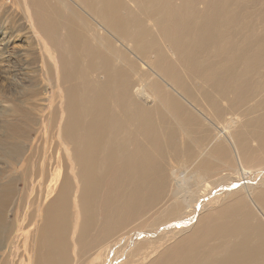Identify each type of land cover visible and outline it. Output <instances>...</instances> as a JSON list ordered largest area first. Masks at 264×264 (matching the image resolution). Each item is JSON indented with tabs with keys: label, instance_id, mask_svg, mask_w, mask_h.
Masks as SVG:
<instances>
[{
	"label": "bare ground",
	"instance_id": "1",
	"mask_svg": "<svg viewBox=\"0 0 264 264\" xmlns=\"http://www.w3.org/2000/svg\"><path fill=\"white\" fill-rule=\"evenodd\" d=\"M81 1L93 25L75 9L61 11L60 0H22L58 83L66 71L71 81L59 87L61 102L51 114L42 112L35 89L5 113L0 264H77L80 257L86 264L100 258L105 264H264V4L255 14L260 8L252 0H205L198 12L182 0L165 24L167 0ZM250 21L263 26L237 36L236 27ZM158 41L175 46L171 61L156 55L165 62L159 70L181 89L169 84L173 92L189 95L183 94L188 102L194 97L199 107L201 101L213 109L245 107L232 134L212 120L216 134L200 160L194 150L208 141L210 128L199 129L198 116L180 97L154 90L158 105H148L147 93L137 97L142 88L132 91L127 72L134 63L125 48L138 51ZM54 113V147L44 156L50 170L35 181L28 133L42 117L54 123ZM222 117L215 110L213 119ZM177 128L188 139L183 148L176 145ZM167 151L180 156L184 168L172 171L173 181L163 163ZM231 153L232 170L208 179L211 162ZM27 188H38L32 201L47 199L31 235L24 234ZM166 194L170 202L153 214ZM99 211L104 220L94 240Z\"/></svg>",
	"mask_w": 264,
	"mask_h": 264
},
{
	"label": "rangeland",
	"instance_id": "2",
	"mask_svg": "<svg viewBox=\"0 0 264 264\" xmlns=\"http://www.w3.org/2000/svg\"><path fill=\"white\" fill-rule=\"evenodd\" d=\"M61 1V11H67V7L70 9H75L77 12L80 13L81 17L84 18L88 23L93 25L91 20L90 10L87 8L85 4H82L81 0H60ZM168 4V11L166 15L163 16V23L170 24L169 17H170V9L174 7V5L180 3L182 0H167ZM192 2L194 8L198 12H202L205 0H189ZM255 4L256 8H260L264 4V0H252ZM253 4V6H254ZM85 5V6H84ZM83 8V9H82ZM90 12H89V11ZM259 10L255 12L257 14ZM93 13V12H92ZM155 13H151V17H153ZM263 25L257 21H250L246 23V25L242 28H237L239 34L236 33L237 36H243L249 33H254L255 31H259ZM154 29V28H152ZM63 32V29L59 30ZM46 41V39H44ZM48 42V41H47ZM45 43L48 49L50 46ZM92 45H95V41H90ZM116 44V43H115ZM132 44V43H130ZM117 45V44H116ZM142 48L139 47V50L133 51L131 48H125L128 50V55L132 59L134 65L131 67L129 73L132 79V91L136 88H142L143 92L141 95L139 94L137 97H147L145 93H147L150 98L148 105H158V97L152 95L154 90L156 93L159 91L165 92L167 94L172 93L175 95L180 101H182L188 109H191L197 116H198V124L197 126L199 129H204L207 126L210 128L211 136L206 140V143H202L200 148H196L194 153L196 158L200 160L201 158L205 157V155L199 154V151H207L211 143H213V136L216 134V131H213L210 127V123L212 120L219 126L223 124L229 133L232 134V131L235 128V125L240 123L244 118L243 112L245 111V107H242L240 110H236L235 107L229 110L226 104H220L218 107L213 109L210 105H207L201 101L199 105H195L196 100L194 97L189 99L188 102L185 99L189 97V95H185L184 93L173 92L170 88L169 84L174 85V88L180 89L177 85L171 83L168 78V75L163 73L159 70V65L164 64L166 61H171L176 56L175 46L169 44L168 42L158 41L157 43L151 45L150 47ZM145 49V50H144ZM158 52H163L164 60L158 61L156 55ZM216 53L211 54V60L215 59ZM263 71V69H261ZM260 71V72H262ZM94 73L93 70L88 72V76ZM58 74L63 75V72H58ZM68 71L60 78V82L58 83L57 75L49 68V62L41 49V40L40 36L35 34L34 31L30 30L29 21L27 11L22 4V0H0V128L2 124L5 122V113L8 110H12V107L19 104L20 101L24 102V99H27V93L29 89H35L40 96L42 102V112L43 109L46 111V115L48 113H52L58 104L61 102V93L59 87L62 88L67 86L68 82L71 81L70 77H68ZM154 83L159 85L158 88H153ZM66 85V86H65ZM173 89V88H172ZM181 90V89H180ZM181 92V91H179ZM64 94V92H63ZM185 96H184V95ZM198 108L200 111H198ZM240 107L237 105L236 108ZM215 110H219L223 113V117L219 122L213 119ZM42 115V113H41ZM41 119V117H40ZM210 119V120H209ZM39 120V116H38ZM229 120H232L231 125L232 127H228ZM40 121V120H39ZM57 119L54 113V123H50L48 119H44L37 123L36 127L31 130L28 134V139L26 141L25 147H29L30 151L31 148L33 149V155L30 159L29 170L30 172L37 175L35 181L38 180L42 175L50 170V167L45 164L44 156L45 154L48 155L51 152L47 153L49 147H54V140L56 136V129H57ZM178 134L176 137V145L178 148H183L186 146L188 139L182 135V132L179 128ZM212 130V131H211ZM185 138H182V137ZM144 141V139L140 136L138 138L135 137V141L138 142ZM161 141H164V137L161 138ZM193 143V142H192ZM194 144V143H193ZM205 148H203L204 146ZM29 153V151H28ZM165 156L166 159H163V163L168 170L169 173V180L173 181L176 179L174 170H183L184 168L181 167L180 156H173L170 151H167ZM234 161V157L232 153L230 155H226L220 160L215 162H211L212 165L209 167V172L206 175H209L208 179H216L219 178L222 174H225L228 171H231V163ZM197 164V163H196ZM260 167V166H258ZM172 171H174L172 173ZM180 179H182L180 177ZM178 182L183 185L184 183ZM22 187V184H20ZM27 193H30L29 196L26 195L24 199V234L29 233L30 235L33 234L34 230L37 229L36 224L40 222L39 215H38V208L44 207L47 199L43 196L39 198H35L32 201L31 197L36 196L39 191L38 188L30 189L27 188ZM41 195V194H40ZM170 202L168 198V194H166L162 200L157 204L155 207V211L153 214L161 215L166 205ZM30 203V208L26 209ZM99 218L100 222L96 223L94 229L90 232L89 238L95 240L99 235L100 226L103 222V214L99 211ZM154 219V218H153ZM158 224L154 223L156 227ZM154 227V228H155ZM85 244L82 243L79 248L81 252L85 251ZM165 245V244H164ZM93 254H96L98 250H95L93 247L91 250ZM129 253V252H128ZM135 253V252H134ZM134 255V254H133ZM77 260V264H86L83 262V258L80 257ZM95 264H105V260L97 259L94 261Z\"/></svg>",
	"mask_w": 264,
	"mask_h": 264
}]
</instances>
